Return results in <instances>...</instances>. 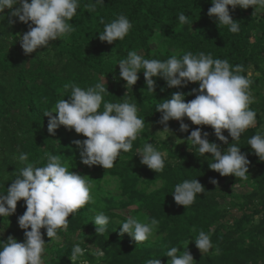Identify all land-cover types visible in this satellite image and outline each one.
<instances>
[{
	"label": "trees",
	"instance_id": "1",
	"mask_svg": "<svg viewBox=\"0 0 264 264\" xmlns=\"http://www.w3.org/2000/svg\"><path fill=\"white\" fill-rule=\"evenodd\" d=\"M90 2L95 0H80L76 15L69 21L74 27L70 35L29 55L24 54L19 42L28 25L11 15L18 5L0 13V193L6 194L20 168L28 163L43 166L45 153L60 156L69 170L87 176L92 185L91 202L69 217L68 226L58 231L60 241H51L46 229H41L47 244L45 264H71L69 256L76 243L85 249L77 264H145L150 258L168 264L166 251L171 247L184 251L189 241L187 250L194 264H264V161L247 143L258 131L263 133L260 128L264 125V10L254 14L252 8L229 7L232 19L240 23L239 31L231 33L227 26L218 28L208 16L211 0H103L91 12L86 7ZM180 13L189 18L188 24H180ZM119 15L132 23L128 35L113 44L101 42V20L108 23ZM129 51L161 61L172 55L179 58L189 51L204 52L211 53L214 59H227L233 67L243 66L241 74L252 81L250 108L256 113L255 125L242 133L238 142L250 162L247 180L222 177L209 168L205 156L195 148L190 150L187 143L158 138L156 129L165 127L159 123L161 113L155 112L158 104L175 92L183 93L187 103L195 98L189 93L199 85L169 88L162 78L154 77L152 93L146 90L141 72L132 89L126 88L117 64ZM104 80L109 92L104 94L105 102L125 99L136 103L138 116L145 118L132 149L121 153L114 166L106 170L82 164L74 141L86 137L64 126L50 134V117L44 115L58 99H69L71 89L65 91L66 84L87 88ZM183 122L189 126L187 132L180 131L179 121L168 122L176 141H186L191 131L200 127L202 134L208 133L209 142L217 143L222 151L227 149L228 145L216 138L210 126L193 125L187 118ZM223 135L229 144L233 143L226 130ZM147 142L166 153L165 167L160 173L142 165L136 154ZM21 153L28 155L23 163L18 158ZM185 179H197L205 189L187 209L176 205L171 195L175 184ZM213 180L217 183L213 184ZM242 184L249 191L237 193L236 188ZM25 211L26 204L21 200L13 215L0 218V242L7 243L9 237L20 243L25 241L24 230L18 224ZM98 211L110 217L107 230L100 235H96L94 224ZM128 215L142 222L145 217L155 218L159 226L149 240L137 245L128 234H120V222ZM201 229L210 232L213 244L204 254L194 241Z\"/></svg>",
	"mask_w": 264,
	"mask_h": 264
},
{
	"label": "clouds",
	"instance_id": "2",
	"mask_svg": "<svg viewBox=\"0 0 264 264\" xmlns=\"http://www.w3.org/2000/svg\"><path fill=\"white\" fill-rule=\"evenodd\" d=\"M102 3L103 0H95L86 7L91 12L95 11V4ZM16 5L18 7L11 11ZM211 5L208 16L214 19L218 28L227 26L231 33L239 31L240 23L232 19L229 7L232 10L237 7L245 10L252 8L254 14L264 10V0H211ZM79 6L80 0H0V13L9 9L12 16L28 25V31L19 37V42L24 54L29 55L38 49L48 48L51 41L70 35L74 27L69 21L76 15ZM178 19L181 25L189 23V18L183 13L179 14ZM101 23L104 28L98 38L108 44L122 41L132 28V23L124 15L108 23L101 20ZM117 65L126 88L130 86L132 89L141 72L146 81V90L152 93L155 92L154 77L162 78L169 88L198 84V89L194 88L189 93L195 95L191 101L186 103L185 95L175 92L170 99L158 104L155 112L161 113L159 123L165 126L159 133L171 134L167 127L171 120L179 121L180 131L187 132L189 126L183 122L184 118L196 126H210L216 138L228 145L226 150L222 151L217 143L209 142L208 133L202 134L200 127L192 130L186 141L177 139L176 143H187L190 150L195 148L201 156L206 157L209 168L222 177L249 178L250 162L247 155L242 154L238 142L242 133L255 125L256 113L250 108L252 97L249 88L252 81L241 74L244 72L242 65L233 67L227 59H214L211 53L193 54L190 51L179 58L172 55L163 61L146 59L136 51H129L127 57ZM105 85V80L87 88L74 83L66 84L65 91L71 89L69 99H58L44 115L50 117L47 129L50 134L54 135L58 127L64 126L86 137L83 141H74L80 150L82 164L100 166L106 170L114 166L121 153L132 149L133 141L145 125V118L138 116L136 103H129L125 99L118 103L105 102L104 94H109ZM102 103L103 111H100ZM225 130L233 143L229 144L223 135ZM247 143L259 160L264 161V133L258 131ZM136 154L140 156V163L148 169L155 173L164 170L166 153L157 150L153 143H145ZM18 158L23 163L28 160V155L21 153ZM45 159L43 166L28 163L20 168L6 194L0 193V218L13 215L18 201L23 200L26 204V211L18 218L25 241L20 243L9 237L7 243L0 242V264H45L47 244L42 238L41 229H46L51 241L58 240V231L68 226L69 217L92 200L90 178L69 170L58 155L45 153ZM211 182L217 183L215 180ZM204 192L197 179H185L175 184L171 195L176 205L187 209L195 202L197 195ZM109 220V215L104 211L95 213L96 235L107 230ZM158 226L159 220L155 218L145 217L142 222L136 216L128 215L120 222L119 228L121 235L128 234L138 245L149 240ZM194 241L202 254L213 248L210 232L202 229L198 230ZM189 242L184 251L178 247L166 251L168 264H194L193 256L187 250ZM84 254L85 249L80 243L74 244L69 256L71 264H77ZM145 264H161V260L150 258Z\"/></svg>",
	"mask_w": 264,
	"mask_h": 264
},
{
	"label": "rangeland",
	"instance_id": "3",
	"mask_svg": "<svg viewBox=\"0 0 264 264\" xmlns=\"http://www.w3.org/2000/svg\"><path fill=\"white\" fill-rule=\"evenodd\" d=\"M118 69H119V67H118ZM260 130L264 133V125L261 126ZM161 131H163V130L162 129H156V132H155L156 135H158V138L160 140L166 139L168 137V135H169V137H168L169 139L168 140H171V141H175L176 142V140H175L176 138L173 137L172 134H169V133H159ZM236 191H237V193L244 194V193L248 192L249 190H248V187L245 184H242V185H240L239 187L236 188ZM60 240H61V238H59L58 240H55V242H58Z\"/></svg>",
	"mask_w": 264,
	"mask_h": 264
}]
</instances>
